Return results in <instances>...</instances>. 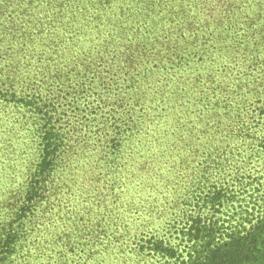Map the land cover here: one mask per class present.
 <instances>
[{"label":"trees","instance_id":"obj_1","mask_svg":"<svg viewBox=\"0 0 264 264\" xmlns=\"http://www.w3.org/2000/svg\"><path fill=\"white\" fill-rule=\"evenodd\" d=\"M260 165L264 0H0V264H264Z\"/></svg>","mask_w":264,"mask_h":264},{"label":"rangeland","instance_id":"obj_2","mask_svg":"<svg viewBox=\"0 0 264 264\" xmlns=\"http://www.w3.org/2000/svg\"><path fill=\"white\" fill-rule=\"evenodd\" d=\"M260 167H262V174L264 175V165H260ZM260 195L263 193V195H264V182H263V184H262V186H261V188H260V190H259V192H258ZM255 194H256V192H255Z\"/></svg>","mask_w":264,"mask_h":264}]
</instances>
